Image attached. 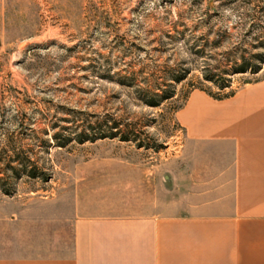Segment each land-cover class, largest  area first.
Here are the masks:
<instances>
[{"label":"rangeland","instance_id":"374dc122","mask_svg":"<svg viewBox=\"0 0 264 264\" xmlns=\"http://www.w3.org/2000/svg\"><path fill=\"white\" fill-rule=\"evenodd\" d=\"M260 42L264 0H0V212L165 164L194 92L264 79L227 71Z\"/></svg>","mask_w":264,"mask_h":264},{"label":"crops","instance_id":"0c3cea01","mask_svg":"<svg viewBox=\"0 0 264 264\" xmlns=\"http://www.w3.org/2000/svg\"><path fill=\"white\" fill-rule=\"evenodd\" d=\"M179 120L165 164L0 212V264H264V79Z\"/></svg>","mask_w":264,"mask_h":264},{"label":"trees","instance_id":"16d2710c","mask_svg":"<svg viewBox=\"0 0 264 264\" xmlns=\"http://www.w3.org/2000/svg\"><path fill=\"white\" fill-rule=\"evenodd\" d=\"M262 46L264 47V42H260L259 47H262ZM242 59L243 60L241 63L236 62L234 64V66H232L231 69H229L227 71H233L234 73H246L248 71L259 72L261 70V68L256 63V61H258V60L264 61V53L251 54V56L249 58H247L246 56H243ZM228 82L229 81H225V80L223 81V83L220 85L222 90L229 87ZM232 95H234V92L227 93V94H217V95H213V97L216 99H224V98H228ZM154 105H156V104H154ZM13 169L15 170V174L17 175V177L21 175V173H22L21 170H18L16 168H13ZM30 173L32 175H35L34 171H32Z\"/></svg>","mask_w":264,"mask_h":264}]
</instances>
